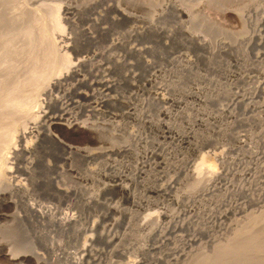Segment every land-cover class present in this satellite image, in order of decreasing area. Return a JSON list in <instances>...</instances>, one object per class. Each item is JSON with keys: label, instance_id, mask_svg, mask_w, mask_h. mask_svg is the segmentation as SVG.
<instances>
[{"label": "rangeland", "instance_id": "374dc122", "mask_svg": "<svg viewBox=\"0 0 264 264\" xmlns=\"http://www.w3.org/2000/svg\"><path fill=\"white\" fill-rule=\"evenodd\" d=\"M82 1L60 0L59 3L78 7L76 5L84 4ZM116 1L94 0L95 4L86 9L83 15L75 10L70 15L60 14L67 36L72 33L74 36V29L84 27L95 35L96 41L90 43L83 36H78V41L68 42L67 49L58 44L59 52L67 51L71 61L79 58L89 59V62L81 66L77 74L69 75L53 87L45 102L41 100L40 124L23 139V142L26 140L35 147L34 152L14 156L15 159L8 158V167L12 169L7 170L6 182H29L31 191L26 201L51 213L42 218V241L35 240L30 235V229L27 231L16 222L12 226L10 224L11 219H16L15 214L25 213L18 198L16 203L19 205L8 204L4 201L6 191L0 193L3 200L0 203V242L4 244L0 248V264H74L73 261L79 258L81 264L146 262L145 259L150 260L147 264H173L174 260L170 258L178 259L190 247L199 248L200 253H210L212 249L207 243V235H195V225L193 222L187 223L186 218L192 215L194 222L197 220L193 213L202 220L223 215L229 210L221 222L232 223L236 221L235 218H242L240 214L244 212L241 213L240 209H245V214L256 215L264 211L262 203L248 201L251 196L257 197L259 186H264V174H259L256 182L249 184L255 167L251 155L255 157L257 150L264 149V140L257 139L264 129V0H176L177 7L187 11L179 16L172 11L169 0ZM116 6L133 15V19L113 23V18H120ZM164 14H168L167 19L159 18ZM148 21L169 29V25L175 24L171 28H174L175 37L169 40L161 32H146ZM180 25L197 40L189 41L178 30ZM100 28L107 31L101 32ZM137 32L144 33L139 35ZM130 48H137L140 52L132 53ZM114 60L120 64L113 63ZM179 60L190 62L191 68L179 70L176 66ZM167 83H176V86L172 90ZM198 88L206 89L204 91L208 95L216 92H213L216 99L203 103L187 93L189 89L195 91ZM239 96L244 97V103L231 106L229 99L241 100ZM153 97L165 101L159 104L151 100ZM35 108L39 109L37 106ZM249 108L253 110L248 112ZM179 111L184 117L177 116ZM230 115L237 118L233 120ZM87 126L93 131L83 129ZM45 129L56 140L42 137ZM123 145H126V150H123ZM84 150L89 151L90 155L85 156ZM227 163L230 172H223L221 176L219 172ZM198 164L202 165L203 172L207 167L219 171L220 177L213 181L209 191L191 180L189 174L197 169ZM26 168L31 174L30 178L26 175ZM237 172L243 175L240 177ZM35 179L43 181L40 187L33 184ZM46 180L49 185H46ZM192 182L197 189L193 185L194 189L189 190ZM116 183L122 188H108V185ZM230 183L243 186L245 190L253 188L249 194L238 191L237 187L230 191ZM52 184L59 189L74 188L91 192L97 202L83 206L81 198L72 194L64 196L56 192ZM175 196H179L180 200L175 201ZM133 199L137 200L136 203ZM216 203L220 206H216ZM110 206L117 208V211H111ZM208 206L214 208L213 212L208 210ZM152 211L171 212L176 215V220L185 221V225L174 223L169 217L173 214L156 215ZM65 215H73L77 221L62 229L53 220ZM146 216L160 217L157 220V224L160 223L158 228L157 225L156 229L153 225L140 228ZM91 221L99 224V227L90 231ZM6 224L10 229L7 230ZM151 228L153 233L150 235ZM211 229L218 236L223 231L218 227ZM101 230L111 237L108 238L110 245L106 243L107 240L104 242L95 238L92 242L89 239ZM263 232L264 228L259 232L262 238ZM222 236L219 239L222 240ZM128 237L132 238L131 241ZM197 239L200 240L199 246ZM84 243L89 245L90 250L82 253ZM183 244L185 251L180 249ZM140 246L149 247L146 248L148 251L140 250ZM35 249L39 255H34ZM258 253L262 255V252ZM254 260L253 264L260 261L257 259V263Z\"/></svg>", "mask_w": 264, "mask_h": 264}, {"label": "bare ground", "instance_id": "6f19581e", "mask_svg": "<svg viewBox=\"0 0 264 264\" xmlns=\"http://www.w3.org/2000/svg\"><path fill=\"white\" fill-rule=\"evenodd\" d=\"M59 1L60 0H0V193L6 191L4 193L5 194V198H4L5 200L4 201L7 202L8 204H17L18 203L17 202V198H18L19 204H21V206L24 208V212L25 213L21 214V213L18 212L17 214H15V218L16 219L15 220L11 219L12 220V222L10 221L11 222L10 223L11 226H12V223L14 224V222H16L17 224L20 225V227H23V228L27 229V231H28V229H30L31 230L30 235L32 234V238H34L35 240H38V241H42V218L45 215H49L51 212L49 213L48 211H45V210L41 209V207H39V206L37 207V205L34 204L33 202L31 203V202L26 201V198H27L28 194L31 191V188L28 187V183L29 182H27L26 180H25L26 182H23V183L22 182H15V183L6 182L7 170L10 168V167H8L9 165L7 163H8V160L10 158H14L15 159L14 156L17 157L18 155L25 154L27 152H31L32 153V151L35 149V147L31 146V143L26 142V140H25V142H23V139L25 138L27 133L32 131L34 129V127L37 126V124H40V121L38 122V118L40 117V111H42V109L40 110L41 103L45 102V97H47V96L49 97L50 91H51V89H53V87H55L57 84H60L63 80H66L65 78L68 77L69 75L77 74V72L79 71V68L81 66H85L84 64L86 62L87 63L89 62L88 61L89 59L86 60V59H79V58L76 61H71V59L69 58V55L66 53L67 51L66 52H62V50H61L62 53L59 52L58 44L60 45V47L62 46V47L67 49L69 47L68 46L69 45L68 42L76 41L77 40L76 38L78 36H83V39L89 41L90 43H94L96 41L95 35L92 32H90V31H88L86 29H83L84 27L82 29H78V30L74 29V36H73V33L71 34V36H67L66 32H65V29L62 26L63 24H61V21H60V14L63 13L65 15L66 14L70 15V13L73 12L72 10H75L77 14L81 15L86 9L91 7V5L95 4L94 0H83V1L80 0V2L82 1L84 4L76 5V3H75V5L78 6V7H72L70 5H64V3L62 5L61 3H59ZM114 1L117 2L116 0H114ZM175 1L176 0H169V2H170L169 6L171 7L172 11L174 10L178 14V16L179 15H183L185 12H187L183 8L177 7V4H175ZM118 6H120V5H118ZM108 7H110V6H108ZM116 10L119 11L120 18H117V17H116L117 19L113 18L112 19L113 23L116 24V23H120L122 21H129V20L133 19V15L131 16V15L127 14L129 12L126 13V12L122 11L121 8L119 9L117 6H116ZM162 13H164V12H162ZM167 15H165V14L161 15V16L159 15L160 16L159 18H162L163 20H165V19H167ZM189 17H190V15L188 16V18ZM134 18H135V16H134ZM174 25L171 24L169 26H171V28H172V26H174ZM71 28H72V26H71ZM171 28L170 29L169 28H165L163 26H158L156 24H153V23L149 22L147 28H145V29L147 30L146 32H155V34L161 32L162 34H164L163 36L166 39L172 40L175 37V32H174V28H173V30H171ZM99 30L101 32H103V31L106 32L107 31V30H105V28H100ZM175 30H176V28H175ZM178 30H180L182 34L186 35L187 37L186 36L185 37L187 39H189V41L193 42V41L197 40V39H195L194 37L191 36V34L187 30V28L181 27V25H180ZM54 33L56 35L53 36ZM137 33L139 35H142V33H144V32H137ZM134 34H136V33H134ZM123 37H125V36H123ZM119 45H120V43H119ZM201 47H203V46L201 45ZM112 48H113V46H112ZM129 50L132 53H139L140 52V50L137 49V48H130ZM93 62H96V61H93ZM113 63H115V64L119 63L120 64V62L116 61V60H114ZM145 64L149 65L148 62H145ZM117 66H119V65H117ZM176 66L179 68V70L182 71V70H187L188 68H191V63L186 61V60H179V62H178V64ZM163 82H165V81H163ZM179 83H180V81H179ZM167 84L169 85V88H171L172 90L176 86V83H175V85L173 83H172V85L169 84V83H167ZM171 89H170V91H171ZM176 90H177V88H176ZM204 90H206V89H202V90L200 89L199 90V88H198V90H195V91L189 89L188 90L189 92H187V93H191L190 94L191 96L193 94L198 101H201L203 103L205 101H209L211 99H216V98H214V96H215V94H213L214 91L211 94L208 95L206 93V91H204ZM174 91H175V89H174ZM174 91H172V92H174ZM176 92L178 94L179 90L176 91ZM257 92H258V90H257ZM214 93H216V92H214ZM218 94H219V92H218ZM244 95H246V94H244ZM239 97H241V96H239ZM113 99H115V98H113ZM162 99L159 98V97L158 98L157 97H155V98L153 97L151 100L160 104V103H163L165 101V99L164 100H162ZM41 100H42V102H41ZM53 100H55V99H53ZM175 101H177V99ZM181 101L179 103H181ZM229 101L231 103V106L232 105L235 106V104L242 103L244 101V97L242 96L241 100L240 99L237 100L236 98H231V99H229ZM111 102H113V100H111ZM201 102H199V104ZM252 102H254V101H252ZM108 103H110L109 100H108ZM188 103H189V101H188ZM55 104L56 103H54V105ZM184 104H185V102H184ZM195 104H196V102H195ZM35 105L37 107H39V109L35 108L36 107ZM48 105H50V104L48 103ZM191 105L193 106V104H191ZM135 106H137V105H135ZM255 106H256V104H255ZM184 107H185V109L188 108L187 106H184ZM253 107H254V105H253ZM259 108H258V110H259ZM181 110H183V108ZM251 110H253V109L249 108L248 112L251 111ZM231 113H233V112L231 111ZM254 113H255V111H254ZM43 114H44V111H43ZM177 116H179L181 118L184 117V115L180 114V111L177 114ZM230 117H232L233 120L235 118H237L235 115H230ZM59 119H60V117H59ZM206 119H204V120H206ZM50 121H52V120H50ZM240 121H241V119H240ZM208 122H210V121H208ZM53 123H55V122H52V124ZM205 123L204 124L202 123V125L204 126ZM152 125H153V123H152ZM91 127H92V124H91ZM91 127L87 126V127L83 128V129L91 131L92 130ZM191 127H192V125H191ZM260 132H261V135L258 136L257 139L262 141V140H264V129H262V131H260ZM42 137L47 138V139L49 138V139H52V140H56V137L52 133H50L48 129H45V132L42 133ZM243 140H244V138H243ZM240 141H242V140H240ZM190 143H192V142H190ZM241 143L244 144V142H241ZM126 149L127 148H126V145H125L123 147V150H126ZM250 150H253V149H250ZM250 150H247V151L250 152ZM84 152H85V154H84L85 156H89L90 155V154H88V153H90L89 151L84 150ZM248 156H250V154ZM251 157L254 159L253 161L255 162L254 163L255 167L252 170L253 173L250 176L252 178H251L249 184H252V183L256 182L255 180L258 179L259 174H264V149H262L261 151L257 150L255 152V157H253L252 155H251ZM35 160H37V159H35ZM19 161H21V160L19 159ZM234 162L235 161H233L232 163H234ZM31 165H32V162H31ZM204 165H205V163H204ZM200 166H202V165L198 164L197 169L192 170L193 172H191V174H189V173L188 174L191 176V180L192 181L194 180V182L196 184H198L199 186L200 185L203 186L205 188V190H207V191H209V189H211L212 186H210V185L214 183L213 181L215 179L220 177V174L222 176L223 172H228V170L230 172V169H229L230 167L228 168L229 163H227V165H225V167L222 170V172L221 171L220 172L216 171L217 169H214V168H211V167L210 168L207 167V169L204 167L206 169V171L203 172L204 169H202ZM11 169L12 168H10V170ZM139 169H141V168H139ZM247 170H248V167H247ZM25 172H26V175L30 178L31 174H30V172H28L27 168L25 169ZM245 172H247V171H245ZM138 173H140V172H138ZM144 173L146 174V171ZM232 173L236 174V172H234V171H232ZM121 174H122V172H121ZM148 174H149V172H148ZM237 174L240 177L243 175L242 172H240V173L237 172ZM246 174H248V173H246ZM238 175H237V178H238ZM145 176H148V175H145ZM226 179H227V177H226ZM28 180H30V179H28ZM234 180H235V178H234ZM242 180H244V179H242ZM42 182L43 181L41 179H35L33 181V184L37 185V186L39 185L38 187H40ZM134 182H136V181H134ZM194 182H192L193 184L191 186H190V184L187 185L188 187L190 186L189 190H191V188L194 189L193 188ZM44 183H45V181H44ZM227 184L228 183H226V185ZM241 184L243 185V182H241ZM46 185H49L48 181H47ZM164 185H166V183ZM239 185H240V183H239ZM52 186H53L52 188L56 192L62 193L64 196L65 195L69 196L71 194L73 196H75V195L78 196L79 198L82 199L83 206H88L91 203L96 201L95 195L94 194H90L91 192L90 193L89 192L86 193L87 191L86 192L83 191L84 192V194H83L82 191H78L77 189H74V188H70L69 187L70 189L66 190V189H59L58 186H56V184L55 185L52 184ZM119 186L121 187L120 184L116 183V184H113V185H110V186L108 185V188L119 187ZM153 186L154 185H152V187ZM219 186L220 185H218V190H219ZM194 187H196V185H194ZM225 187H227V186H225ZM235 187H237L236 189L238 191L244 192L246 194H249V192H251V188H253V187H250V189L247 188V190H245L244 188H242L243 186L242 187L241 186H235V185L230 183V186H229L230 189L229 190L232 191V189L235 188ZM172 188H173V186H172ZM258 188H259V190L257 192V197L254 198L252 196L250 197V195H249L250 198H249L248 201H251V203H255V204L262 203L264 205V186H261V187L259 186ZM196 189H197V187H196ZM125 190H127V188H125ZM218 190H217V192H218ZM223 191H225V190H223ZM124 192H126V191H124ZM199 193H200V191H199ZM235 193L236 192H234V194ZM241 194H243V193H241ZM183 197H185V196H183ZM246 197H247V195H246ZM135 199H137V198H135ZM135 199H133V201H135V203H136L137 200H135ZM179 200H180L179 196H175V201H179ZM2 201L3 200L0 198V203ZM219 202H222V201H219ZM19 204H17V205H19ZM213 204H214V202H213ZM215 205L216 206H220L217 203ZM263 205H262V207H264ZM109 208H110L111 211H117V208H115V207L110 206ZM207 208H208V210L210 209V211L213 212L214 208H212L211 206H208ZM239 211H241V213L244 212V214H240L242 216V218L241 219L237 218L238 220L235 218L236 221H234L232 223L231 222L230 223L221 222V219L223 217L226 218V215H228L227 213L229 212V210H226L225 213L223 212L222 213L223 215H216V216L211 217L210 219H202L201 220L200 218H198L199 217L198 214L196 215L195 213H193L197 217V220L195 219L196 220L195 222H194V219H193L194 218L193 215L191 217L190 216L187 217L186 218L187 220L184 219V220L187 221V223H189V222L192 223L193 222V224L195 225V228H194V232H196L195 235L197 233H199L200 235H202V234H206L207 235V238H208L207 239V243H209V245L212 246V249H211L210 253H207V252H201L200 253L199 252V248L195 249L194 247H190V249L187 250V252H184L183 254L179 255L181 253L182 249L185 247L184 244H183V246L180 245L182 248H180L181 251L179 250L180 251V253L178 254L179 257H178V259L177 258L173 259V257L170 258L171 260H174V263L173 262L172 263L173 264H253L254 261H255L254 259H256V262L258 261L257 259H259L260 261H259V263L258 262L257 263L258 264H264V253H263L264 249H262V247H264V237L262 238L261 235H259L260 230L264 228V211H262L259 215H256V213L255 214H248V213L245 214V209H244V211L241 210V209ZM257 211H259V210H257ZM26 212L28 214H26ZM152 213L153 214L155 213L156 215L157 214L158 215L159 214H165V216L167 214H173L171 212H166V211L158 212V213L152 211ZM162 216H164V215H162ZM169 217H170L171 220H173V222L176 221L177 224H179L180 226L185 225V223H184L185 221L182 220L180 222V221L176 220V218H177L176 215H174V214L172 216L169 215ZM51 218H52V216H51ZM158 218L160 219V217H158V216L157 217H155V216L154 217L153 216H150V217L146 216L143 219L141 218L142 222L140 224V228L146 229V227H149V226H152V225H153V228H155L156 225H157L156 228H158V226H159L158 224H160V223L157 224ZM75 221H77V219L73 215H65V216L59 218L58 220H55V219L53 220V222L57 223L58 225H61L62 229L65 226H67V224L74 223ZM168 221H169V219H168ZM91 222H90L91 223L90 228H88V229H90V231L95 229L96 227H99L98 226L99 224H96L94 221H91ZM117 222L118 221H116V223ZM7 224H6V226H7ZM166 225H168V223ZM169 226L170 225H168V227ZM173 226H174V224H173ZM190 226L191 225H189L187 227L189 228ZM8 227L9 226H7V230L10 229ZM214 227H218V228L223 229V231H220L219 236L217 234L213 233V230L211 228H214ZM153 228H151L150 235L153 233ZM102 229L104 230V228H102ZM127 229H129V228H127ZM177 229H179V228H177ZM20 230H21V228H20ZM103 230L97 231V234L95 236H91L89 239L92 240V242L95 241V240L93 241V239H95V238L96 239H102V240H104V242H105V240H107L106 243L109 244L108 243V238H111V237H107V235L105 233L106 231H103ZM191 230H192V228H191ZM167 231H168V229H167ZM189 231H190V229H189ZM28 233H27V235H28ZM263 234H264V232H263ZM215 235H217L218 238ZM89 236H90V234H89ZM221 236L223 237L222 240L219 239ZM106 237H107V239H106ZM129 238L130 237H128V239ZM89 239H88V241H90ZM131 239H129V240L131 241ZM193 239H194V237H193ZM88 241H86V243H88ZM132 241H134V240H132ZM160 241H161V239H160ZM197 242H198V246H199L200 245V240H198ZM197 242H196V244H197ZM86 243L82 244V248H81V252L82 253H85L86 251L90 250V248L88 247L89 245L86 244ZM116 243H118V241ZM116 243L114 245H116ZM3 245L4 244L0 242V248H3ZM112 245H113V243H112ZM175 245L176 244H174V246ZM186 246H188V245L186 244ZM188 247H187V249H188ZM139 248H140V250L146 252V251H148V249H146V248H149V247L144 248L143 246H140ZM185 249H186V247H185ZM150 250H151V248H150ZM112 251H113V249H112ZM183 251H185V250L183 249ZM9 252H11V251H9ZM258 252H262V255L259 254ZM33 253H34V255H39V252H37L36 249L34 250ZM257 254H259V255H257ZM88 255L86 256L85 260L87 259ZM171 256H174V255H170V257ZM258 256L261 257V258H258ZM79 257H80V255H79ZM83 259H84V257H83ZM90 259H93V257L90 258ZM66 260H68V259H66ZM145 260H146V262L140 260V261H125L123 263H121V262H119V263H121V264H147V262L148 263L150 262L149 259H145ZM93 261H91V262H93ZM95 261H96V259H95ZM73 262H74V264H81L80 258H79V260L76 259ZM91 262H89V263H91ZM106 262H109V261H106ZM180 262H182V263H180ZM110 263H112V262H110ZM169 263H171V262H169Z\"/></svg>", "mask_w": 264, "mask_h": 264}]
</instances>
